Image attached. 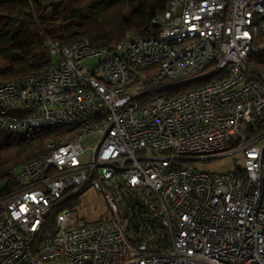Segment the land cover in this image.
Returning a JSON list of instances; mask_svg holds the SVG:
<instances>
[{
	"label": "built area",
	"instance_id": "2783aa9c",
	"mask_svg": "<svg viewBox=\"0 0 264 264\" xmlns=\"http://www.w3.org/2000/svg\"><path fill=\"white\" fill-rule=\"evenodd\" d=\"M150 25L50 43L45 70L0 82L2 133H53L2 190L0 264H264V0H168ZM231 154L233 174L185 164Z\"/></svg>",
	"mask_w": 264,
	"mask_h": 264
},
{
	"label": "trees",
	"instance_id": "16d2710c",
	"mask_svg": "<svg viewBox=\"0 0 264 264\" xmlns=\"http://www.w3.org/2000/svg\"><path fill=\"white\" fill-rule=\"evenodd\" d=\"M167 1L0 0V61L6 63L0 82L15 83L45 70L51 63L50 43L65 47L87 40L93 47L112 48L132 33L152 34L151 20L164 13ZM260 37L263 41V30ZM248 74L264 80L263 48L251 59ZM195 86L199 84L192 82L180 89ZM51 135L21 140L0 131V195L13 185L10 173L37 158ZM54 213L46 218L47 232L54 229Z\"/></svg>",
	"mask_w": 264,
	"mask_h": 264
},
{
	"label": "rangeland",
	"instance_id": "374dc122",
	"mask_svg": "<svg viewBox=\"0 0 264 264\" xmlns=\"http://www.w3.org/2000/svg\"><path fill=\"white\" fill-rule=\"evenodd\" d=\"M1 23V21H0ZM136 33H132L130 35H135ZM129 35V36H130ZM27 37H29L27 35ZM25 38V37H23ZM27 43H29V41H26ZM264 49V42H263V47ZM97 60H91L88 61L86 64L87 65H91L96 63ZM6 67V63L0 61V68H4ZM264 78V76H263ZM186 165H191L194 166L196 169H198L201 172H206V173H211V174H218V175H228V174H233L235 173L237 170H242L244 165H243V161H242V157L239 154H231V155H227L224 156L222 158H218V159H213V160H208V161H193V162H187L185 163ZM3 185H0V188ZM88 200H92L93 197H86ZM93 208H96L97 211L93 212ZM92 210L91 208L88 210V212H90V214H84L83 217L89 221V222H95L98 221L100 216H103V218L108 217V212H107V208L105 207V205L102 202H97L96 204L92 205Z\"/></svg>",
	"mask_w": 264,
	"mask_h": 264
},
{
	"label": "crops",
	"instance_id": "0c3cea01",
	"mask_svg": "<svg viewBox=\"0 0 264 264\" xmlns=\"http://www.w3.org/2000/svg\"><path fill=\"white\" fill-rule=\"evenodd\" d=\"M263 33H264V28H263Z\"/></svg>",
	"mask_w": 264,
	"mask_h": 264
}]
</instances>
